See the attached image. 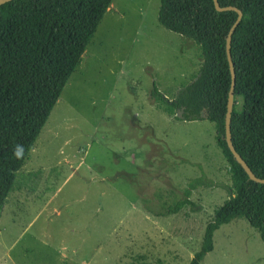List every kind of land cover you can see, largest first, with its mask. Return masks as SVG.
I'll return each mask as SVG.
<instances>
[{
	"label": "rangeland",
	"instance_id": "rangeland-1",
	"mask_svg": "<svg viewBox=\"0 0 264 264\" xmlns=\"http://www.w3.org/2000/svg\"><path fill=\"white\" fill-rule=\"evenodd\" d=\"M158 3L111 0L15 173L0 264H187L199 249L230 181L212 125L168 117L148 96L154 85L171 100L200 63L157 23ZM189 184L193 206L155 216ZM201 264H264V247L234 219Z\"/></svg>",
	"mask_w": 264,
	"mask_h": 264
},
{
	"label": "trees",
	"instance_id": "trees-1",
	"mask_svg": "<svg viewBox=\"0 0 264 264\" xmlns=\"http://www.w3.org/2000/svg\"><path fill=\"white\" fill-rule=\"evenodd\" d=\"M241 13L230 37L234 74L230 142L250 172L264 179V0H216ZM111 0H10L0 5V214L15 173L28 158L64 84L79 64ZM234 11H215L211 0H159L156 21L167 31L191 40L200 63L190 81L169 100L154 85L148 93L155 107L180 121L205 120L227 167V198L213 209L199 249L187 264H201L211 251L212 233L234 219H244L264 247V184L250 181L224 141V114L230 75L225 57L226 33ZM240 103V110L235 106ZM16 144L23 159L13 158ZM182 198L156 217L177 213Z\"/></svg>",
	"mask_w": 264,
	"mask_h": 264
},
{
	"label": "water",
	"instance_id": "water-1",
	"mask_svg": "<svg viewBox=\"0 0 264 264\" xmlns=\"http://www.w3.org/2000/svg\"><path fill=\"white\" fill-rule=\"evenodd\" d=\"M10 0H0V5L4 4L6 2H9ZM213 7L215 11L217 12H223V11H234L236 16L229 27L226 36H225V42H224V49H225V57L228 65V70H229V75H230V84L229 88L227 91V97H226V102H225V114H224V123H223V128H224V141L226 144L227 149L231 153L234 161L241 167L243 172L246 174L247 178L250 181H253L258 184H264V179H259L256 178L249 170V168L245 165L243 160L239 157V155L234 151L231 142H230V131H229V123H230V113L232 110V101H233V86H234V74H233V68L232 64L230 61V54H229V45H230V37L232 32L234 31L235 27L237 26L238 22L240 21L241 18V13L239 10L235 9L234 7L231 6H226V7H219L217 4L216 0H211Z\"/></svg>",
	"mask_w": 264,
	"mask_h": 264
},
{
	"label": "clouds",
	"instance_id": "clouds-1",
	"mask_svg": "<svg viewBox=\"0 0 264 264\" xmlns=\"http://www.w3.org/2000/svg\"><path fill=\"white\" fill-rule=\"evenodd\" d=\"M12 155L14 159L21 160L24 156V147L21 144H16L13 146Z\"/></svg>",
	"mask_w": 264,
	"mask_h": 264
},
{
	"label": "crops",
	"instance_id": "crops-1",
	"mask_svg": "<svg viewBox=\"0 0 264 264\" xmlns=\"http://www.w3.org/2000/svg\"><path fill=\"white\" fill-rule=\"evenodd\" d=\"M222 226V225H221Z\"/></svg>",
	"mask_w": 264,
	"mask_h": 264
}]
</instances>
